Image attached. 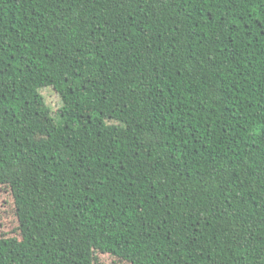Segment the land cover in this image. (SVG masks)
Segmentation results:
<instances>
[{"label":"trees","instance_id":"obj_1","mask_svg":"<svg viewBox=\"0 0 264 264\" xmlns=\"http://www.w3.org/2000/svg\"><path fill=\"white\" fill-rule=\"evenodd\" d=\"M0 188V264H264V0H0Z\"/></svg>","mask_w":264,"mask_h":264},{"label":"rangeland","instance_id":"obj_2","mask_svg":"<svg viewBox=\"0 0 264 264\" xmlns=\"http://www.w3.org/2000/svg\"><path fill=\"white\" fill-rule=\"evenodd\" d=\"M42 93L45 96L47 103L52 107L54 111H57L62 107L63 101L61 95L54 87L52 86L44 87L42 88ZM9 199L10 197L8 191L5 190L4 188H0V200L6 201Z\"/></svg>","mask_w":264,"mask_h":264}]
</instances>
